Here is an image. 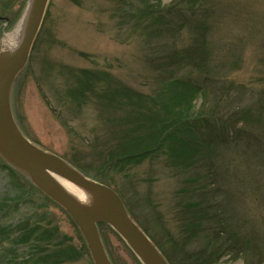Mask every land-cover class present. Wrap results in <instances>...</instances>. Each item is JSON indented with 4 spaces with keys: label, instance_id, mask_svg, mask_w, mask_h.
<instances>
[{
    "label": "rangeland",
    "instance_id": "obj_1",
    "mask_svg": "<svg viewBox=\"0 0 264 264\" xmlns=\"http://www.w3.org/2000/svg\"><path fill=\"white\" fill-rule=\"evenodd\" d=\"M118 2L121 5V0H49L28 62L10 91V109L23 135L75 168H83L92 180V175L99 174L110 148L116 147L117 141L123 144L124 139V127L118 120L126 117L127 107L106 109L104 100L98 97L104 92L101 88L105 81L114 90L125 89L142 101L153 95L157 81L151 72V63L156 62L146 61L153 51L144 41L145 31L139 28L144 17L118 11ZM23 3V13L9 25ZM26 5L27 0H0V53L6 36L18 41ZM204 14L206 69L211 67V74L220 80H232L233 86L228 90L239 101L227 105L228 111L248 107L257 120L238 122L226 130L233 140L217 148L215 164L224 161L228 172L237 173L235 189L239 192L234 191L230 201L236 222L243 232L264 238V0H206ZM187 33L183 29V37ZM86 71L100 79L99 92L84 87L82 91L78 75ZM211 100L208 95L204 103L212 106ZM202 102V98L196 99L194 109H199ZM225 103H218L225 113L218 111L217 115L223 119L228 118ZM156 108L158 111L159 106ZM160 108L163 110L161 105ZM162 154L139 158L118 171L102 173L110 187L120 191L132 219L160 245H164V235L181 237L180 225L186 214L175 206L174 200L181 180L187 178L175 176ZM0 203L9 204L0 215L1 222L42 210L44 221L58 225L73 244L80 242L79 238L85 243L63 208L18 172L0 168ZM98 230L112 264H141L108 225L101 224ZM185 243L189 251L198 244L195 239ZM170 247L163 249V256L177 264ZM7 255L8 259L13 256L10 251ZM88 255H81L73 264H93ZM217 264L244 262L224 257Z\"/></svg>",
    "mask_w": 264,
    "mask_h": 264
},
{
    "label": "trees",
    "instance_id": "obj_2",
    "mask_svg": "<svg viewBox=\"0 0 264 264\" xmlns=\"http://www.w3.org/2000/svg\"><path fill=\"white\" fill-rule=\"evenodd\" d=\"M160 1L121 0V5L118 2V11L135 18L144 17L145 22L140 23L139 28L145 31L144 41L153 51L146 61L156 62L151 63V72L157 81L153 95L144 101L125 89L114 90L110 82L105 81L101 88L104 92L98 93V97L104 100L106 109L127 107L126 117L118 120L124 127V139L121 145L115 139L118 145L110 148L99 174L92 176L111 186L102 173L118 171L127 163L162 154V151L174 175L187 178L181 180L182 186L174 200L175 206L186 214L180 225L181 237L164 235V245L152 238L160 252L164 254L163 249L171 246L177 264H217L224 257L231 261L241 259L244 264H264V238L243 232L230 207L234 191L239 192L235 189L236 171L228 172L224 161L215 164L217 148L233 140L226 130L238 122L257 120L248 107L239 110L236 107L229 112L226 106L239 101L236 96H230L228 89L233 86L232 80H220L211 74V67L206 69L208 52L203 35L206 0H167L164 5ZM23 9L24 3L14 12L9 25L19 19ZM183 29L188 30L185 37ZM89 73L78 75L82 91L84 87L99 92L100 79ZM84 95L95 100L94 96ZM208 95L212 106L204 103ZM199 98L203 102L195 110L194 103ZM222 100L226 102V119L217 115L218 111L225 113L218 104ZM156 105L158 111L154 110ZM0 168L16 173L1 158ZM114 190L120 196V191ZM8 207L9 204L0 203V215ZM36 212L6 223L0 220V264H73L81 255L89 254L81 238L73 244L58 225L44 221L42 210ZM193 239L198 244L186 250L185 242ZM7 251L13 254L9 259ZM166 260L173 264L172 259Z\"/></svg>",
    "mask_w": 264,
    "mask_h": 264
},
{
    "label": "water",
    "instance_id": "obj_3",
    "mask_svg": "<svg viewBox=\"0 0 264 264\" xmlns=\"http://www.w3.org/2000/svg\"><path fill=\"white\" fill-rule=\"evenodd\" d=\"M48 1L28 0L16 45L0 53V158L66 211L82 235L93 264H111L100 239L98 223L110 226L141 264H169L131 218L121 198L111 187L89 179L60 156L37 147L21 133L14 121L9 102L10 89L27 63ZM52 175L95 194L101 199L99 208L91 211L81 207Z\"/></svg>",
    "mask_w": 264,
    "mask_h": 264
},
{
    "label": "bare ground",
    "instance_id": "obj_4",
    "mask_svg": "<svg viewBox=\"0 0 264 264\" xmlns=\"http://www.w3.org/2000/svg\"><path fill=\"white\" fill-rule=\"evenodd\" d=\"M17 43V39L6 36L2 43V52L11 50ZM54 180L83 208L94 211L99 208L101 199L83 188L73 184L72 182L52 175Z\"/></svg>",
    "mask_w": 264,
    "mask_h": 264
}]
</instances>
